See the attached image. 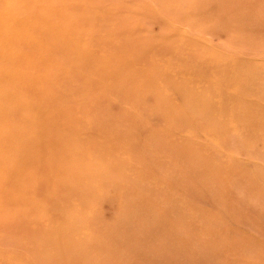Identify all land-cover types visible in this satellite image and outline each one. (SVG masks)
<instances>
[{"label": "bare ground", "instance_id": "bare-ground-1", "mask_svg": "<svg viewBox=\"0 0 264 264\" xmlns=\"http://www.w3.org/2000/svg\"><path fill=\"white\" fill-rule=\"evenodd\" d=\"M43 1L51 6L52 16L39 10L31 12L28 17L20 18L19 10L24 11V6L28 14L27 6H32L30 0H0V60L3 62V64L0 62V78L10 77L19 85L16 90L0 88V102L4 104L0 106V249L5 253L4 260L8 263L29 264L18 261L13 253L22 258L26 251H33L35 260L40 264H65L67 261H80L85 264L91 255H94L93 248L98 245V242L103 244L104 257L109 256L108 250L112 253L126 246L127 238L114 235V231L109 228L105 229L102 219L91 220V211L97 195L94 196L93 192L87 190L88 183L84 184L85 188L70 183L75 180L76 183L83 184V177H88L90 182L100 183L99 179L102 175L99 174L97 166L101 162H108L107 150L114 155H118L117 153L126 155V150L129 148L120 143L119 130L105 133L107 125L116 124L117 118L122 119L120 122L125 125V128L133 123L137 124L136 127L139 130L145 129L148 132L145 158H149L151 164L160 161L157 167L162 171L172 173L173 176L185 172L193 179L196 177L198 183H208L206 185L210 189L209 196L213 199L218 198V189L222 191V187L229 188L230 186L226 187V185L231 183V181L226 182L225 186L218 183V174H221L225 166L223 156L216 153L213 160L207 154L203 157L198 156L199 147L191 140L180 137L179 132L176 133L175 138H168V136L165 137L166 139L162 138L159 135L160 132L149 126V123L145 126L138 123L139 113H143L146 118L153 119L159 124L174 121L178 128H181L180 131L191 130L206 137L213 135L224 153L229 143L240 141L243 147L246 144L249 155L264 159L262 149L264 136L255 133L258 128H264V62L263 60L259 63L250 61V58L262 59L259 51L245 50L244 52L236 44L237 46L233 48L227 47L226 50L233 51H224L228 53L224 58L220 53L207 50L206 42L197 41V43L205 44L206 49L191 54L184 52L185 45H188L183 41V37L181 40L178 39L181 35L177 34L176 28L175 31L170 30L178 35L177 39H172L169 35L174 33H168V28L165 31L164 27L161 28V33L163 31L168 38L164 43L155 42L149 38L146 42L142 40L135 43L126 32L128 35L123 42H120L122 43L120 48L117 45L119 42L111 41L117 24L114 25L111 21L102 19L106 24H111V27L104 28V24L101 25L99 22L101 19L97 18L89 24V27L93 29H82L79 25L71 24L67 20L71 7H74L78 0H66L65 2H71L70 5L62 0ZM206 1H209L211 6L218 5L224 11L226 20L239 22V10L230 5V3L235 4L237 0ZM196 2L204 1L196 0ZM186 4L188 2L185 0L178 3L179 8L182 9ZM184 12L185 10L180 9L179 17H177L170 9H166L161 15L169 18V24L172 21L175 27L180 23L188 25L190 30H196L189 25V21L186 20L188 16L186 17ZM210 17L222 20L223 15L213 14ZM70 18L71 16L69 20H73ZM262 21L264 22L263 16ZM102 28L105 34H102ZM25 29L27 31L23 32ZM87 29L94 32L88 41L83 38ZM197 30L195 32L201 37L207 34L203 28ZM119 31L123 33L122 29ZM178 41L182 48H179ZM36 43L49 47V49L46 48L48 56L56 65L53 73L42 72L33 53L26 48ZM143 45L145 53L155 51L165 58L164 61L157 62V65L170 61L169 70L158 69L163 76H150L149 68L153 67V64H145V68L148 67L145 69V77L116 76L117 69L112 65L115 59L113 54L120 53L121 50L142 52ZM210 46L218 48L213 41H210ZM170 47L173 53H177L168 52ZM232 56L234 59L231 58ZM58 61H61L62 65L58 64ZM24 63L28 64V68H25ZM62 67L63 70H60ZM60 73H65L66 78L56 86L53 78L55 74ZM113 75L116 79L111 82ZM142 83H145V87H149L150 93L135 90L136 84ZM165 83L171 94L162 98L166 102L157 106L159 107L157 111H151L148 108L141 110L135 105L136 101L142 103L143 97L150 95L155 100L154 103L160 102L161 99H157V95L153 94L152 90H155V87H161V84L164 86ZM58 87L64 89L67 87L74 94H85L86 100L65 101ZM122 87H126V90L123 91ZM229 89L235 90L236 95H228ZM252 92L259 95V100L245 101L237 105L238 114L246 116L247 123L239 136L233 135L231 134L233 120L231 108L238 97ZM110 97L114 99V105L118 106V110L114 113L108 109ZM214 98L225 104L223 108L225 116L222 118L217 116L220 109L213 102ZM9 110H15L17 113V120L13 124L3 121L5 113ZM103 115L108 119L105 123L101 117ZM87 116L91 119L85 121L84 118ZM65 117L70 119V123L64 121ZM82 121L85 130L83 143L81 136L69 137L81 130ZM92 123L103 131L99 137H92L89 134L88 127H92ZM54 130H59L60 133L55 135ZM109 137L113 139V143L111 142V145L107 147V142H110L107 140ZM156 140H159L158 143ZM54 141L63 142L67 148L52 152ZM70 141L78 143L79 146L69 147ZM155 143L158 144L157 148L161 149L160 159L157 158V160L151 157V148H154ZM81 145L82 148L79 149ZM57 161L63 164L62 168L53 167L54 162ZM177 161L180 164L175 165ZM119 170V163L114 161L108 167V173L113 175L110 178L102 176L103 182L111 181L116 187L141 190L142 186L138 187L131 182L133 180L127 174V169L125 172ZM241 173H244V182L240 185L244 194L241 197L240 208L242 209L237 215V226L234 230L258 233L259 236L253 240L257 242L253 244L249 236L246 240L240 238L237 240L236 237L234 241L229 242L230 238L226 236L224 228L222 236L225 239L217 236L215 238L211 232L217 234L220 231L212 223V217L208 220L209 214L201 216L203 213H200V216L196 215L195 219L192 216V226L190 223L186 225L181 220L184 214L178 204L177 208L180 210L167 211L173 210L172 203L167 205L160 187L164 182L159 180L157 186L160 187L162 203H165L161 213L162 220L170 219L174 226H180L178 229L180 234L185 231L192 236L181 234L184 239L177 236L175 244L166 248L169 262L173 261L177 245H179L183 251H186L184 248L194 249L198 253L199 264H239L238 262L242 260H237L236 257L242 256L241 252L248 254L251 251V255H256L255 258L259 260L252 263L264 264L261 258L263 254H259L256 250L259 245L264 244V217L261 216V209H264V171L262 167L259 170H253L245 166ZM61 175H64L65 180L58 184L55 179ZM37 181H43L47 187L41 196L36 191ZM176 181L181 184L184 181L187 185L189 180L186 177ZM257 181L261 183L260 186ZM144 190L148 195H153ZM54 194L60 198V201L51 198L55 196ZM69 195L74 196L68 198ZM116 198L110 202L114 201L113 203L117 204ZM253 198L262 201L261 209L253 203ZM76 200L78 201L74 203ZM119 201L126 211L130 209L129 211H132L136 217L144 218L139 226L142 231L138 227L131 235L135 244L142 245L141 254L145 256V213L152 211L153 218L156 219L157 210L161 207L151 205V208L146 210L144 204L138 212H135L128 201L123 198ZM231 201L233 202L234 199L229 203ZM150 204V201L146 203L149 206ZM233 211L234 208L231 207L230 212ZM38 216L43 217L41 221L35 218ZM199 217L200 220L197 221ZM202 222L203 227L200 229L199 225ZM88 224L94 225L95 235L90 236V231L85 230ZM123 225L125 226L124 222ZM174 226L171 227L174 228ZM181 226H188L190 229H181ZM125 227L129 229V225ZM230 237L233 236L230 235ZM81 242L86 243L92 250L86 251V248L79 244ZM10 259L17 262H11Z\"/></svg>", "mask_w": 264, "mask_h": 264}, {"label": "rangeland", "instance_id": "rangeland-1", "mask_svg": "<svg viewBox=\"0 0 264 264\" xmlns=\"http://www.w3.org/2000/svg\"><path fill=\"white\" fill-rule=\"evenodd\" d=\"M32 6H27L28 14L25 11L26 6H24V11L19 10V17L25 18L31 14L33 11H41L46 15L52 16L50 5H47L43 0H30ZM66 4H71V2H65L66 0H62V2ZM73 1V0H72ZM181 0H78V3L71 7L70 15L73 20H67L71 22V24H77L82 29L91 28L89 24L93 23L94 21L99 19H103L104 21H111L112 24H117V28H115V33L112 35V42H119L117 45L122 48V43L124 38L129 36L131 37L135 43H138L142 40L147 41L153 40L155 42L164 43L168 40L167 34H164L163 31L161 33V28L164 27L165 31L168 33H174L169 35V38L172 39L176 38V36L181 35L178 37L179 40L182 39L188 45L184 52H190L191 54L199 53L200 50H205L202 42H206L208 47L207 50H212L214 53H220L224 56L228 54L224 51H233V50H226L228 46L232 48L239 45L240 49L245 52V50H257L259 51L260 56L262 59L250 58V61L259 63L263 60L264 62V22L262 21V16L264 20V0H237L234 3H230L231 6L237 8L240 12V20L239 22L226 20L224 15V11L220 9L218 5L211 6L209 1L203 0L204 2H196V0H185L188 4L184 5L183 9L179 8L178 3ZM42 10H41V9ZM166 9H170L173 14L179 17V10H185L184 15L188 18L186 20L189 21V25H192L194 29H205L207 33L204 37L199 36L196 30H190L188 25L178 24L175 27L172 24H169L170 20L164 14ZM182 12V11H181ZM213 14L223 15L222 20H216L215 18H211ZM207 15V16H206ZM65 17V16H64ZM99 21L100 24H104V28L111 27L110 23H105L102 20ZM238 20V19H237ZM123 23V24H121ZM213 27V28H212ZM175 32L170 31L171 29ZM86 30V34L84 35V39L86 41L89 40L90 37L94 35L93 30ZM122 29L123 33L119 30ZM224 29V30H223ZM25 29L23 32H26ZM198 31V30H197ZM209 31V32H208ZM226 31V32H225ZM229 31V32H228ZM128 32V34L126 33ZM126 33V34H125ZM230 33V34H229ZM102 34H105L104 29L102 28ZM229 35V36H228ZM210 41H213L218 45V48H214L210 46ZM179 48L181 44L179 41L177 42ZM237 44V45H236ZM139 47V46H137ZM204 47V48H203ZM28 50H30L35 58V61L39 67V69L44 73H53L56 69V65L54 62L49 58L47 49L49 47L45 44H32L31 46H26ZM168 52L173 53L172 47L168 48ZM113 54L114 61L112 65L114 68L117 69L116 76H144L146 75L145 72V64H153V67L149 68V75L150 76H163L158 72L159 70H169L168 66H170V61L163 63L161 65H157V62H162L165 60L164 57L160 56L158 52L152 51L145 53V46L143 45L142 52H132V51H124ZM52 52V51H51ZM177 52L173 53L176 54ZM110 56V52H109ZM239 57V55H235ZM234 56L231 58L234 59ZM241 56V55H240ZM242 57V56H241ZM3 64V62L0 60ZM170 62V63H169ZM58 64H61V61H58ZM62 65V64H61ZM127 65V67H126ZM25 68H28V64L25 65ZM259 66V65H256ZM63 70V67L60 69ZM66 78L65 73H60L58 75L55 74L53 78V83L58 86L63 79ZM116 77L113 75L111 77V82H114ZM168 85L165 83L164 86L161 84V87H155L153 94L157 95V99H161L160 102L154 103L155 100L151 98V95L148 97H143V102L140 103L139 101L135 102V105L138 106L141 110L148 108L151 111H157L159 105L166 102L162 98L165 97L167 94H171L168 90ZM165 87H167L165 89ZM232 87V86H231ZM0 88L9 89V90H16L19 88L18 83L10 77H2L0 78ZM60 88V93L65 101H84L86 100L85 94H74L73 91L68 89ZM135 90L141 91L143 93L149 91V87H145V83L141 85L136 84ZM140 88V89H139ZM146 88V89H145ZM172 88V87H170ZM123 91L126 90V87H122ZM150 93V91H149ZM236 95L235 90L229 89L228 95ZM214 97V96H213ZM259 100V95L255 92L248 93L246 95L240 96L237 98L236 103L231 108L233 113V120L231 122V134L233 135H240L241 130L245 127L247 123L246 116L242 114H238L237 105L239 103L245 101H253ZM107 102V101H106ZM213 102L219 107L220 111L217 114L219 118L225 116V112L223 110L224 103L222 101L217 100L216 98L213 99ZM109 106L108 109L111 113L116 112L118 109L116 105H114V99L112 97L108 100ZM146 104V107H145ZM4 104L0 102V106ZM152 114V113H150ZM237 114V115H234ZM110 116V115H109ZM103 123L107 122V117L105 115L101 116ZM91 117L87 116L84 118L85 121L90 120ZM17 120V113L15 110H9L5 113L3 121L13 124ZM70 119L68 117L64 118L66 123H70ZM122 119L115 120L117 121L116 124L109 123L107 125V130H105L106 134H109L113 130H119L120 136V143L124 144L129 150H126V155H122L117 153L118 155H114L112 152L107 150L109 154L108 162H101L97 168L99 169V174L105 176L106 178H110L112 173H108V167L114 162L117 161L120 165L121 172H125L127 169V174L131 176L134 184L138 187H141V190L134 191L128 187H116L111 181H104V178L100 177V183L97 181L90 182L88 177L82 178L83 184L76 183L75 180H72L70 183L72 185H81L85 188L84 184H87V190L93 192L94 196L97 195L96 201L93 203V209L91 211V220L95 221L97 218L102 219L103 227L109 228L114 231V235H119L124 238H127L126 246L124 248H118L114 250L112 253L108 250V257H104V248L101 242H98V245L93 248L94 255H91V258L86 261L85 264H199L197 262L198 253L192 248H184L186 251H183L179 245H177L176 255L172 262L168 260V250L166 249L168 246L175 244V238L181 237L184 239L181 234H187L185 231H182L181 234L178 229L180 226H174L172 221L169 220H162L163 215V206L165 203H162V199L160 194L165 198L167 205L172 203L173 210H167L168 212L175 211L177 208V204L180 206L182 213L184 214L181 220L186 224L192 226V216L195 219V216H200V213H203L201 216L212 217V223L214 224L215 228L219 230L216 232H211L212 235L217 237H222V230H226V236L229 237V242H232L237 237V240L240 239H247L249 236V240L253 243L257 241H253L256 239L259 234L256 232H246L245 230L238 231L235 229L236 222H237V215L241 212L240 208V201L242 200V196L244 191L241 189V184L243 185L244 182V173H241V170L245 166H249L253 170H259L261 167L264 171V159L253 157L249 155L246 151L247 147L246 144L243 145L240 141H232L228 144L227 150H221V147L215 141L213 137H206L198 132H194L191 130L180 131L181 128H178L174 121L165 122L164 124H159L157 121L153 119H148L145 117L143 113H139L137 116L138 123H141L145 126V124L154 127L160 133L159 135L166 139L168 138H175L176 133H180V137L189 139L192 141L194 145H197L200 149L197 152L198 156H205L206 154L213 160L216 153L221 154L225 159V166L223 167V171L221 174H218V183H222L225 186L226 182H229L226 187L230 186L229 188L222 187V191L218 189L217 195L218 198H214L209 196V186L206 184L198 183L196 177L193 179L191 175H186L185 172L180 173L178 176H173L172 173L165 172L160 170L157 165L160 161L151 164L149 158H145V142L147 143L148 132L145 129L139 130L136 125L131 123V126L125 128L124 124L120 122ZM55 135L59 134V130L53 131ZM88 132L92 137H99L102 135L103 131L99 127H95V124L92 123V127H88ZM116 132V131H115ZM117 133V132H116ZM255 133L261 134L264 136V128H258ZM84 122H81V130H78L76 133L69 135L70 138H77L81 136V142H84ZM110 142H107V147L113 143L112 138L107 139ZM103 141V139H102ZM159 140H156L158 143ZM154 144V148H151V157L160 159L161 149L157 148L158 144ZM264 143V141L262 142ZM53 150L55 152L61 148H67L65 144L61 141H54L53 142ZM79 144L76 142L70 141L69 147H78ZM82 148V145L79 149ZM264 150V146L262 147ZM123 153V151H119ZM206 155V156H207ZM222 161V159H221ZM155 162V161H153ZM180 164L179 161L174 163ZM54 168H62L63 164L60 161L54 162ZM133 167V169H132ZM180 167V165L178 166ZM248 170V169H247ZM177 175V174H176ZM191 181H188V184L185 185L184 181L183 184L177 183L176 180H182L186 178ZM65 180L64 175H61L55 179V181L60 184ZM159 180L163 181L160 193V187L157 185L159 184ZM233 181V182H232ZM103 182V183H102ZM101 184V185H100ZM214 185L213 183H211ZM257 184L260 186L261 183L257 181ZM46 186L43 184V181H37L36 183V191L39 196H41L46 191ZM151 192L153 195H148L145 190ZM96 193H95V192ZM164 194V195H163ZM55 195V194H54ZM170 195V196H169ZM74 195H69L68 198L73 197ZM169 196V197H168ZM117 197V198H116ZM51 198H56L55 201H60L58 196H52ZM50 198V199H51ZM118 201L117 204L110 202L111 200ZM121 198L123 200L128 201L131 204L133 211L138 212L143 205L145 204V209L148 210L151 208V205H156L161 207L157 210L156 219L153 218L152 211L145 213V256L141 254L140 247L142 245L135 244V241L132 237L133 231L138 228L144 219L143 217H136L132 214V211H127L122 207L121 202L119 201ZM49 199V200H50ZM234 201L231 203L230 200ZM253 203L257 205L259 209L262 202L261 200H257L253 198ZM78 200L74 201L77 202ZM150 201L151 204L146 205V203ZM73 202V200H72ZM171 202V203H170ZM166 205V206H167ZM231 207L234 208L233 212L231 211ZM261 216L264 217V209H261ZM186 213H190L189 215ZM128 216V217H127ZM37 219L42 220V216L35 217ZM199 221L200 217L197 218ZM129 220V222H128ZM39 221V220H38ZM125 226L129 225V229L127 230ZM262 224V222H260ZM171 226H174L172 228ZM93 224H88L85 227L86 231H90V236L95 235L93 231ZM203 227V222L200 223L199 228ZM181 229H190L188 226H181ZM139 230L142 229L139 227ZM223 230V231H224ZM190 236L189 234H187ZM232 235L233 237H230ZM169 236V238H168ZM192 237V236H190ZM225 239V238H224ZM81 246L86 248V251H91L92 248L88 246L86 243L83 242L79 243ZM120 247V246H118ZM211 247V246H210ZM1 248V247H0ZM22 249V248H21ZM181 250V251H180ZM258 250L259 254L261 255L262 260H264V244H261L256 249ZM242 256H237V260H242L238 262L239 264H255L252 263L254 261H259L255 257L256 255H251L252 251L248 254L243 252ZM35 252L33 251H26L24 256L20 258L17 254L13 253V256L20 262L29 263V264H40L34 258ZM5 253L0 249V264H11L4 260ZM250 257V258H249ZM243 258V259H242ZM11 262H17L15 260L10 259ZM93 261V263H91ZM261 262V261H260ZM20 264V263H18ZM45 264V263H42ZM65 264H82L80 261H67ZM224 264V263H219Z\"/></svg>", "mask_w": 264, "mask_h": 264}]
</instances>
